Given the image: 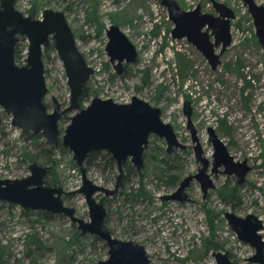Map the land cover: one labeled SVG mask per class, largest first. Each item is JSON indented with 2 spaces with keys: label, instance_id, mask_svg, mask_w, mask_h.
Returning a JSON list of instances; mask_svg holds the SVG:
<instances>
[{
  "label": "rangeland",
  "instance_id": "obj_1",
  "mask_svg": "<svg viewBox=\"0 0 264 264\" xmlns=\"http://www.w3.org/2000/svg\"><path fill=\"white\" fill-rule=\"evenodd\" d=\"M161 1L15 0L14 6L34 19H40L45 9L64 13L78 50L95 70L87 82L89 98L81 108L95 97L119 104L137 97L161 110V120L172 126L185 146L168 154L165 141L150 136L142 170L138 172L128 159L118 192L112 197L96 195L105 208V224L113 238L142 245L151 264H217L214 254L218 252H227L233 264H254L248 260L255 249L238 239L224 213L257 217L264 239V49L242 0H175L185 11L200 6L202 13L216 16L215 1L235 13L232 43L213 71L195 47L186 40L172 39L173 24ZM255 1L264 6V0ZM110 26H117L137 51L135 62L121 75L106 52ZM27 48V39L21 37L15 55L17 65H25ZM42 55L48 89L43 102L52 112L53 97L62 108L69 106L70 89L53 46L43 49ZM186 102L195 140L184 112ZM75 113L60 118V139ZM210 129L235 161H247L251 171L245 181L239 185L235 176L219 173L212 177L215 187L205 196L200 184L193 181L186 190L188 202L164 201L184 178L198 173L202 164L195 159L196 146L205 159L213 161ZM22 132L1 110L0 180L25 178L30 174V164L36 162L51 168L48 176L55 187L71 192L81 186V171L67 148L61 144L49 147L41 134L37 135L41 136L38 144L31 143ZM42 145L54 149L48 157ZM84 168L91 182L114 188L118 176L115 162L110 167L97 159L84 163ZM226 185L237 188L233 199L219 195ZM62 199L77 217L89 221L83 195ZM107 251L105 242L82 235L64 216L44 218L38 211L0 201V264H99L108 258Z\"/></svg>",
  "mask_w": 264,
  "mask_h": 264
},
{
  "label": "water",
  "instance_id": "obj_2",
  "mask_svg": "<svg viewBox=\"0 0 264 264\" xmlns=\"http://www.w3.org/2000/svg\"><path fill=\"white\" fill-rule=\"evenodd\" d=\"M253 20L255 34L264 49V6L255 0H242ZM15 0H0V111L11 116L12 126L41 134L49 147L60 144L73 155V161L81 171L82 184L71 192L61 187L46 185L45 177L50 174L49 166L33 162L29 166V176L22 179L0 180V201L21 207L23 210L45 212L64 216L77 226L82 235H92L107 246L108 258L99 264H151L145 248L133 241L113 238L105 224L106 211L103 203L96 199L101 193L105 197L114 196L122 182L123 166L130 159L140 172L144 164V151L149 137L154 135L167 144V153L183 148L177 140L170 124L161 120V110L144 100L132 97L130 103L119 104L110 99L95 97L84 108L79 106V97L94 70L89 67L78 50L74 34L63 12L45 9L40 19L24 16L15 9ZM161 5L167 10L168 19L173 24L171 37L174 40H186L195 47L215 71L220 65V56L232 43L231 21L235 13L227 6L212 1L216 16L204 14L200 6L191 11L180 8L175 0H162ZM108 38L106 52L110 63L118 75L122 74L123 63L132 64L137 58L135 46L117 27L110 26L106 31ZM21 37L28 41L25 65L15 62L16 47ZM53 46L57 57L62 62L70 89V104L62 108L53 97V110L49 112L43 100L48 94L45 84L42 51ZM220 51L217 52V49ZM189 103H185L184 112L194 140L196 132L192 129ZM76 112L70 118L64 135L59 138L58 123L68 113ZM214 155L212 173L235 176L237 184H242L251 171L247 161H235L228 154L226 145L209 130ZM196 159L203 164L199 173L186 177L178 188L164 197L165 201H189L186 189L193 180L201 185L203 195L214 188L207 169L210 162L202 157L200 146L195 147ZM109 153L118 170L113 189L98 186L87 178L84 163L95 152ZM83 195L89 221L75 215L73 208L65 206L62 197ZM230 229L237 234L241 242L255 249L249 262L264 264V239L259 232L262 222L253 215L245 218L231 212L224 213ZM217 264H233L229 254L215 253Z\"/></svg>",
  "mask_w": 264,
  "mask_h": 264
},
{
  "label": "trees",
  "instance_id": "obj_3",
  "mask_svg": "<svg viewBox=\"0 0 264 264\" xmlns=\"http://www.w3.org/2000/svg\"><path fill=\"white\" fill-rule=\"evenodd\" d=\"M46 51L48 50V48H44ZM16 52H17V47H16ZM16 55V53H15ZM43 55H42V59H43ZM243 78L245 79V76H243ZM248 83V82H247ZM89 98V91H88V87H87V83L79 97V106L82 107V105L84 104L85 101H87V99ZM24 135L27 136V138L31 141V143H34V144H38V139L41 137L37 136V135H34L33 133L31 132H28V131H24L22 132ZM45 148L44 150V155L46 157L49 156V153H52L53 152V148H48L46 145H42ZM27 155V154H26ZM101 157V158H99ZM32 159V158H30ZM101 160V162H103L106 166H112L114 164L113 160L110 158V156H108L107 154H104V153H101V152H96V153H92L88 156V158L86 159L85 163L87 164H90V163H94L95 160ZM124 177V176H123ZM46 179V185L47 186H50V187H55L56 185L53 184L51 178H49V176L47 175L45 177ZM123 180V178H122ZM237 188H233V189H230L228 187V185L226 186H223L220 190H219V195L221 196L222 199H225V200H230V199H233L235 197V190ZM141 194V193H140ZM140 194H138L140 196ZM39 216L41 217H44V218H52L53 215L51 214H48V213H45V212H38Z\"/></svg>",
  "mask_w": 264,
  "mask_h": 264
},
{
  "label": "flooded vegetation",
  "instance_id": "obj_4",
  "mask_svg": "<svg viewBox=\"0 0 264 264\" xmlns=\"http://www.w3.org/2000/svg\"><path fill=\"white\" fill-rule=\"evenodd\" d=\"M219 51H220V48L217 49V52H219ZM225 52H226V51H225ZM225 52H224L223 54H225ZM223 54L220 56V60H221V57L223 56ZM127 65H128V64L123 63V71H124V68H125ZM123 71H122V73H123ZM175 135H176V134H175ZM177 140H178V139H177ZM178 142H179V141H178ZM165 143H166V142H165ZM179 143H180V142H179ZM180 144H181V143H180ZM166 145H167V144H166ZM184 148H185V146L183 145V148H178V149H184ZM174 150H175V149H174ZM166 151H167V148H166ZM95 153H96V152H95ZM101 153L107 154V155L110 156V158L113 160L112 156H111L109 153H107V152H105V151H104V152H101ZM172 153H173V152H172ZM172 153H171V154H172ZM202 157L205 158V157L203 156V152H202ZM195 159H196V152H195ZM196 161H197V159H196ZM208 161H209V160H208ZM113 162H114V160H113ZM209 162H210V164H209V167H208V169H207V171L209 170V172H207V174L210 175L211 179H212L213 176H216V175H218L219 173H222V174H223V171H224V170H223V171H220L221 168H219V173H217V174H213V173H212V162H211V161H209ZM125 163H126V162H125ZM197 163H201V162H198V161H197ZM201 164H202V163H201ZM202 167H203V164L201 165L200 169H201ZM123 168H124V166H123ZM200 169L198 170V173H199ZM198 173H197V174H198ZM195 175H196V174H195ZM223 175H224V174H223ZM123 176H124V172H123ZM123 176H122V178H123ZM191 176H194V175H191ZM226 176H227V175H226ZM187 177H189V176H187ZM116 178H117V177H116ZM184 179H185V178H184ZM184 179H183V180H184ZM193 181H196V180H193ZM193 181H192V182H193ZM212 181H213V180H212ZM192 182H191V183H192ZM197 182H198V181H197ZM191 183H190V184H191ZM198 183H199V182H198ZM200 186H201V185H200ZM214 187H215V186H214ZM186 190H187V189H186ZM187 196H188V195H187ZM96 199H97V198H96ZM188 199H189V198H188ZM163 200H164V198H163ZM164 201H165V200H164ZM176 202H177V201H176ZM187 202H188V201H187ZM248 261H249V260H248Z\"/></svg>",
  "mask_w": 264,
  "mask_h": 264
},
{
  "label": "bare ground",
  "instance_id": "obj_5",
  "mask_svg": "<svg viewBox=\"0 0 264 264\" xmlns=\"http://www.w3.org/2000/svg\"><path fill=\"white\" fill-rule=\"evenodd\" d=\"M99 186V185H98ZM103 187V186H102ZM261 221V220H260Z\"/></svg>",
  "mask_w": 264,
  "mask_h": 264
},
{
  "label": "built area",
  "instance_id": "obj_6",
  "mask_svg": "<svg viewBox=\"0 0 264 264\" xmlns=\"http://www.w3.org/2000/svg\"><path fill=\"white\" fill-rule=\"evenodd\" d=\"M95 71V70H94Z\"/></svg>",
  "mask_w": 264,
  "mask_h": 264
}]
</instances>
